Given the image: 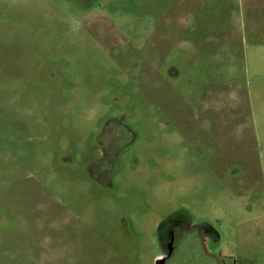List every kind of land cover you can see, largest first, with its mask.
<instances>
[{
  "label": "rangeland",
  "instance_id": "rangeland-1",
  "mask_svg": "<svg viewBox=\"0 0 264 264\" xmlns=\"http://www.w3.org/2000/svg\"><path fill=\"white\" fill-rule=\"evenodd\" d=\"M174 214L166 264H264V0H0V264H155Z\"/></svg>",
  "mask_w": 264,
  "mask_h": 264
},
{
  "label": "flooded vegetation",
  "instance_id": "flooded-vegetation-1",
  "mask_svg": "<svg viewBox=\"0 0 264 264\" xmlns=\"http://www.w3.org/2000/svg\"><path fill=\"white\" fill-rule=\"evenodd\" d=\"M156 232L158 233L157 242L160 249L158 260H163V264H166L174 256L175 249L184 241L185 235L197 233L191 240L197 242L200 246L207 237L205 229L203 233L195 229L186 214L169 216L164 222L158 224Z\"/></svg>",
  "mask_w": 264,
  "mask_h": 264
},
{
  "label": "water",
  "instance_id": "water-1",
  "mask_svg": "<svg viewBox=\"0 0 264 264\" xmlns=\"http://www.w3.org/2000/svg\"><path fill=\"white\" fill-rule=\"evenodd\" d=\"M155 264H163V260H157L155 261Z\"/></svg>",
  "mask_w": 264,
  "mask_h": 264
}]
</instances>
